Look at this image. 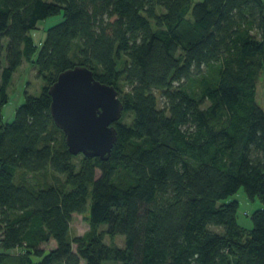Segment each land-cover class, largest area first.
<instances>
[{
    "label": "trees",
    "instance_id": "obj_1",
    "mask_svg": "<svg viewBox=\"0 0 264 264\" xmlns=\"http://www.w3.org/2000/svg\"><path fill=\"white\" fill-rule=\"evenodd\" d=\"M59 15L38 49L31 31ZM24 63L45 86L4 123ZM74 66L123 106L105 161L71 155L50 114ZM261 75L264 0H0V264H264ZM40 174L63 179L26 183ZM240 188L263 205L248 228L224 202ZM73 214L85 235L70 237Z\"/></svg>",
    "mask_w": 264,
    "mask_h": 264
},
{
    "label": "water",
    "instance_id": "obj_2",
    "mask_svg": "<svg viewBox=\"0 0 264 264\" xmlns=\"http://www.w3.org/2000/svg\"><path fill=\"white\" fill-rule=\"evenodd\" d=\"M50 114L71 155L105 161L117 140L114 123L123 106L112 86L95 79L84 66L60 73L49 87Z\"/></svg>",
    "mask_w": 264,
    "mask_h": 264
},
{
    "label": "rangeland",
    "instance_id": "obj_3",
    "mask_svg": "<svg viewBox=\"0 0 264 264\" xmlns=\"http://www.w3.org/2000/svg\"><path fill=\"white\" fill-rule=\"evenodd\" d=\"M48 1L51 2L53 0H48ZM196 1H200V0H196ZM61 20H62L61 15L50 17L46 20L40 21L38 24V28L34 31H31L30 35L33 38V41L35 45L38 47V49L41 47L42 43L46 38V29L61 22ZM2 64L3 66H5V54L2 59ZM262 82H264V75H261L259 78V84H261ZM43 86H45V81L43 78L37 76V69L30 63H24L23 66H21L14 74L11 81V85L8 88L9 102L3 108V116H4L3 122L10 123L13 121L15 109L24 102L25 92L33 96H39L42 92ZM257 88H258L257 94L260 97L263 89L260 85H258ZM34 177H37L36 178L38 179L37 183L33 181L34 178L32 176L27 175L25 179L26 183L32 187H36L37 185L43 186L46 184L47 185L58 184V182L61 183L63 179L62 177L53 176L51 174H48V177H43L41 174ZM233 200L237 201L239 205L238 215H237L239 224L243 227H251L250 215L254 211L262 208L263 207L262 203L258 199H255L254 201H250L247 195L245 194L243 188H240L236 194L232 195L224 202H229ZM89 230H90V225L88 220L84 217V215H80V214L72 215V220L70 222L71 238L83 236ZM105 230H106V226H101L99 228L100 232ZM104 242L107 245H116L118 247H123L124 237L119 235L115 239L111 240L107 236H105ZM41 247L49 251L55 247V243L54 241L51 240L47 244H43ZM73 250L74 251L76 250V245H73Z\"/></svg>",
    "mask_w": 264,
    "mask_h": 264
},
{
    "label": "crops",
    "instance_id": "obj_4",
    "mask_svg": "<svg viewBox=\"0 0 264 264\" xmlns=\"http://www.w3.org/2000/svg\"><path fill=\"white\" fill-rule=\"evenodd\" d=\"M258 85H260L261 87H262V93H261V95H260V97L258 96V94H256V100H257V103H258V105L264 110V82H262L261 84H259V82H258V84H257V86ZM257 90H258V88H257ZM260 93V92H259ZM5 107V106H4ZM3 107V108H4ZM1 113H2V118L4 119V116H3V109H2V111H1ZM246 228H248V227H246Z\"/></svg>",
    "mask_w": 264,
    "mask_h": 264
}]
</instances>
